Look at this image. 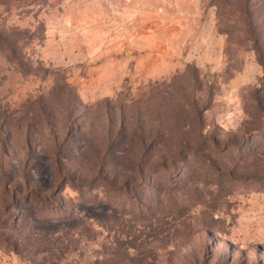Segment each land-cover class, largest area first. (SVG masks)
I'll return each mask as SVG.
<instances>
[{
  "label": "rangeland",
  "instance_id": "374dc122",
  "mask_svg": "<svg viewBox=\"0 0 264 264\" xmlns=\"http://www.w3.org/2000/svg\"><path fill=\"white\" fill-rule=\"evenodd\" d=\"M3 1L0 264H264V0Z\"/></svg>",
  "mask_w": 264,
  "mask_h": 264
},
{
  "label": "trees",
  "instance_id": "16d2710c",
  "mask_svg": "<svg viewBox=\"0 0 264 264\" xmlns=\"http://www.w3.org/2000/svg\"><path fill=\"white\" fill-rule=\"evenodd\" d=\"M7 1L11 2V1H14V0H5L2 3H7ZM139 170H142L144 172L143 176L145 177V176H149L155 170H167V168L165 166H159L156 163H151V164H148L146 166L141 165L139 167Z\"/></svg>",
  "mask_w": 264,
  "mask_h": 264
}]
</instances>
